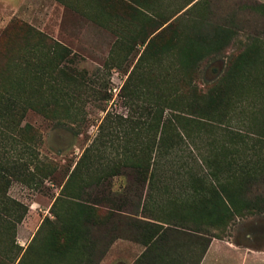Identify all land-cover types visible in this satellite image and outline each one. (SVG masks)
Returning <instances> with one entry per match:
<instances>
[{"label": "rangeland", "instance_id": "obj_1", "mask_svg": "<svg viewBox=\"0 0 264 264\" xmlns=\"http://www.w3.org/2000/svg\"><path fill=\"white\" fill-rule=\"evenodd\" d=\"M189 1L126 0L124 6L113 14L97 7L100 22L60 0H0V35L12 19H17L73 51L71 58L62 62L63 68L71 73L70 81L73 83L58 96V103L40 110H28L17 127L0 124V166L14 160L26 161L32 167L38 164V160L41 161L32 181L11 179L7 187L6 196L26 207L22 220L10 227L9 221L14 219L1 208V197L5 196V192L0 186V264H71L64 256L57 257L55 254L53 258H48L43 249L38 248L36 234L43 218H53L52 213L60 209L54 204L56 197L66 191L75 192L78 188L79 180L67 188L64 185L84 150L89 149L91 167L96 173L103 172L107 165L111 168L113 164L124 166L130 163L135 133L124 118L142 119L148 99L155 95L152 87L160 82L162 76L168 74V77L178 79L179 73L184 72L189 77L192 68L199 65V82L212 81L222 72L227 59L225 56L241 49L250 38L264 34V12L259 5L264 4V0H201V5L187 13L183 9L171 17ZM167 17L168 22L173 21L175 26L159 37L149 56L140 62L137 75L129 87L122 90L149 38L168 23H161ZM195 20H202L204 25ZM3 47L1 45L0 50ZM11 47L8 54L0 55V91L3 84L11 83V79L17 80L9 78V64L27 48L24 40L20 39L12 42ZM245 47L243 66L259 72L263 84L260 80L259 85L251 86L248 94L243 89H236L238 92L231 100L230 108L234 115H241L243 119L245 116L252 124L264 127V113L255 112L257 105L264 103V72L260 67L263 48L258 43ZM216 49L219 51L215 52ZM254 75L247 82L253 84L259 79ZM15 77L18 78V75ZM31 83L32 79L23 78V88L18 92L20 100L29 94ZM53 94H56L55 90L49 96ZM239 125L241 123H234V126ZM122 131L128 132L127 138ZM204 133L198 137V144L190 139L182 143L187 145H182L175 154L173 166L168 158L163 157L144 168L142 178H136L134 174L113 175L110 191L128 198H134L135 191L142 192L136 207L138 211L131 210L140 216L144 213V209L141 210L143 202L147 207L166 208L168 201L174 200L171 207L180 211L179 216H183L186 213L183 209H187L188 214L204 219L215 217L229 208L231 191L236 193L237 199L246 194L264 195V184L259 176L250 173L251 176L242 183L239 176L233 181L229 177L232 167L228 166L230 160L237 169H259L263 164L264 146L248 144L249 149L241 152V157L232 156L226 144H218L221 134ZM211 140L215 144H208ZM199 148L201 153L209 148L212 149L211 154L214 149L217 150V154L213 153L216 157L211 155L210 160L212 163L215 161L220 172L217 179L229 189L227 192L213 193L211 186L218 183L216 179L212 182L208 176L205 185L209 189L199 193L202 184L196 180L197 176L192 180L188 174L174 173L180 170L179 162L190 161L195 165L191 156L180 158L182 150L185 149L184 154L189 151L197 153L196 158H199ZM235 159L239 164L235 163ZM171 167L176 170L173 172ZM44 171L50 173L43 176ZM247 182L252 185L246 193L244 186ZM236 185L239 187L236 188ZM126 207L127 211L132 209L130 205ZM117 212L110 216L109 225L103 227L117 226L118 230L114 233L124 232L123 236L127 238H117L121 239L116 244L117 251L111 254L106 264H135L145 249L142 243L131 239L136 238L131 225L137 215L130 216L132 220L129 222ZM230 217L226 227L209 226L213 236L209 237L207 249L211 247L207 264H264V213L240 209ZM101 229L103 232L104 229ZM53 245L55 248L63 245L61 237L58 236ZM169 246L170 255L162 260L167 264H195L202 247L180 238L171 239Z\"/></svg>", "mask_w": 264, "mask_h": 264}, {"label": "trees", "instance_id": "obj_2", "mask_svg": "<svg viewBox=\"0 0 264 264\" xmlns=\"http://www.w3.org/2000/svg\"><path fill=\"white\" fill-rule=\"evenodd\" d=\"M60 1L74 7L90 18L102 22L97 14V7H102L103 11L107 10L113 14L124 6L126 0ZM198 5H201V0H190L176 10L171 17L183 9V12L187 13L188 10ZM259 5L264 12V4ZM168 20L169 17L162 20L161 23L164 24ZM195 22L204 25L202 20H195ZM173 24V21H169L149 38L138 63L132 68L122 85V90L129 87V84L137 75L140 62L149 56L156 41L169 32L175 26ZM18 39L24 40L27 48L9 64L7 74L10 75H8L9 78L17 80L11 79V83L1 86L0 124L5 127L19 126L28 110H40L45 106L57 104L58 96L64 92L66 87L70 86V83H73L70 81L71 73L62 66L63 61L71 58L73 54L71 48L26 22L12 19L0 35V46H4L3 50H0V55L5 56L8 54L12 50V42ZM252 43H258L263 48L260 67L264 72L263 34L262 37L254 36L250 38L241 49L225 56L227 59L222 72L212 81L199 82L201 79L199 65L192 68L189 77L185 76L184 72L179 73L180 77L178 79L168 77V74L162 76L160 82L152 87L155 95L148 99L142 119L128 118V116L124 118L125 121L129 122L131 131L135 133V144L132 147L133 158H131L130 163L124 164V166L113 164L111 168L107 165L103 172L96 173L91 167L92 160L89 156V149L84 150L64 185V188H67L79 180L78 188L75 189V192L66 191L56 197V203L54 202V204L60 209L52 213L53 218L48 216L43 218L37 230L38 241L36 244L38 248L43 249V253L47 254L48 258H53L56 254L57 257L69 258L71 264H98L116 238H127V236H123L124 232L114 233L115 230H118L117 226L116 228L103 227L109 225L110 216L116 215L114 213L118 211L117 213H122L121 216L129 219V222L132 220L129 218L130 216L137 215L131 225L132 229L133 227L135 229L134 237L136 238L131 239L142 243L145 249L135 260V264H167L162 260L170 255L169 244L173 238L188 240L193 244H201L202 247L195 262V264H199L209 245V237L213 236L209 232L210 225L226 227L227 221L231 218L230 215H234L240 209L264 213L263 194L255 196L246 194L237 199L236 193L231 191L230 196H232V199L229 208L227 207L224 213L217 214L212 218L209 217L210 219H204V217L201 218L202 216L198 217L194 214L190 215L187 209H183L186 213L179 216L180 211L172 210L173 207H171L174 200H169L166 208L147 207L143 202L141 210L144 209V213L140 216L132 211H138L136 207L141 199L142 192L136 193L135 191L134 198H128L126 195H116L110 191V178L113 175L134 174L133 176L136 178L141 177L145 173L143 172L144 168L153 165L159 158L163 157L168 158V162L173 166L175 154L182 145H187L182 143L190 139L192 143L198 144L197 141H200L198 137L202 135V132L211 131L214 134H221L222 138L218 137V144H226V149L228 148L232 156L241 157V152L249 149L248 144H261L264 146V127L258 123L252 124L245 116L243 119L240 117L241 115H234L235 112L232 113L233 109L230 108L231 100L236 97L238 92L236 89H243L248 94L252 90L251 86L260 83L259 72L256 73L249 68L246 69L242 62L246 54L245 46ZM9 46L10 48H7ZM217 51L219 50L216 49L215 52ZM254 73L256 78L259 79L250 84L247 81ZM16 74L18 78L15 77ZM23 78L32 79V85L28 88L29 94L20 100L18 92L23 88ZM261 84H263V80H261ZM52 90H55L56 94L49 96ZM259 111L264 113V103H261L260 106L257 105L255 112ZM234 123H241L242 126H234ZM122 132L127 138L128 132ZM212 140L208 144H215L212 143ZM243 146H245V149L241 150ZM195 148L198 153L197 146ZM211 148L206 150L205 153H201V148H199V158H196L197 153L193 154L190 151L188 154H184L186 148L183 149L180 158L183 156L193 157L197 167L195 168V165L190 161H184L178 164L180 170L174 172L176 169L173 167L170 170H173L175 174H188L192 180H195V176H197L196 180L205 186L201 185L199 193L209 189L205 185L208 176H210L212 182L216 179L218 183L217 187L211 186L213 193H225L229 189L223 185L221 180L217 179L220 172L215 166V161L213 160V164L210 160L211 155L216 157L213 153L217 154V150L214 149L211 154L213 149ZM38 161L36 162L38 164H34L32 167L26 161L17 162L13 160L5 164L1 163L0 186L4 187L5 192V196L1 197V208L8 217L14 219L9 221L8 227L22 220L26 207L21 202L6 196L7 187L11 179L21 182L32 181L36 174L35 169L40 168L41 161ZM237 161L235 159V163L239 164ZM228 166L232 167L229 171V177L233 181L239 176V181L242 183L245 178L251 176L250 173H254L261 178L262 184H264V153L263 164L255 171L249 168L237 169L230 160ZM237 167L239 168V166ZM49 173L44 171L42 175L45 176ZM251 185L247 182L244 186L246 193L251 190ZM238 187L239 185H236V188ZM127 205H130L132 209L127 211ZM177 219L180 220L177 221ZM183 220L191 223L184 224ZM101 228L104 229L103 232ZM58 236L61 237L63 245L55 248L53 244Z\"/></svg>", "mask_w": 264, "mask_h": 264}, {"label": "crops", "instance_id": "obj_3", "mask_svg": "<svg viewBox=\"0 0 264 264\" xmlns=\"http://www.w3.org/2000/svg\"><path fill=\"white\" fill-rule=\"evenodd\" d=\"M118 240H121V239H115L111 244L110 246L108 247L106 253L104 254V256L101 258V260L98 262V264H106L107 261L109 260L108 258L111 257V254L114 252V251H117V248H116V244L118 243ZM211 245V244H210ZM211 247V246H210ZM210 247L207 249L206 253L204 254V256L202 257L201 261L199 264H207V261L209 259V250H210ZM118 261V260H117Z\"/></svg>", "mask_w": 264, "mask_h": 264}]
</instances>
